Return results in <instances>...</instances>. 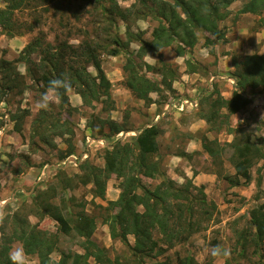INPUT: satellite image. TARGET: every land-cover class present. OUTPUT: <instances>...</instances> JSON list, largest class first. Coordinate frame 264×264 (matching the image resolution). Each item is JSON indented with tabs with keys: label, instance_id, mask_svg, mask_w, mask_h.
Here are the masks:
<instances>
[{
	"label": "trees",
	"instance_id": "1",
	"mask_svg": "<svg viewBox=\"0 0 264 264\" xmlns=\"http://www.w3.org/2000/svg\"><path fill=\"white\" fill-rule=\"evenodd\" d=\"M2 1L5 7L0 10L1 31L8 32L7 35L11 37L32 32L33 26H27L24 32H20L24 26L16 27L12 18L16 11L28 6L30 0ZM85 1L93 3L102 0ZM119 1L128 0H103L100 10L104 16V22L108 23L106 27L108 31L105 30L108 34L115 26L116 18L128 23L127 41H123L117 34L111 35L112 38L108 40H113L115 45L113 48L86 42L81 47L83 49L81 52L63 45L57 52L44 56L41 61L42 66L37 65L42 75L34 77V81L43 84L40 89L41 96L45 92H50L49 85L53 80L67 79L71 84L70 90L60 89L53 92L58 103H49L46 109H41L32 127L31 138L39 140L38 142L43 146L57 149L54 141L56 137L65 142L66 148L59 150L57 157L59 162H64L79 153L75 145L76 133L72 128L74 122L63 117L67 115L71 118L70 116L77 110L70 105L68 93L75 91L80 96L83 107L91 108L93 104L101 103L108 108L112 95V83L102 68L101 54L112 57L125 56L124 84L134 97L148 104L153 102L151 94H161L162 99H168L170 94L175 92L173 84L177 81L178 68L168 65L163 52L172 49L178 57H192V52L201 38L200 34L203 33L207 36L211 35L204 39L207 41V46L216 45L217 40L224 38V34L219 30L218 22L227 17V10L237 0H134L135 2L127 8H122ZM222 10L226 12L222 13ZM244 14L260 17L261 25L264 26V0H248L238 11V15ZM146 20L156 23L149 41L140 35L137 37L133 35L129 26V22ZM212 37L213 39H210ZM136 40L139 43V49L135 55L142 58L149 54L154 56L155 64L153 65L142 60L145 71L140 62L133 57L134 54L130 53V46ZM42 45L43 37L40 36L34 44L31 43L24 49L19 61L31 64L29 56ZM67 49H72L73 55H69ZM45 52L48 53L47 50ZM234 60L232 75L238 80V84L231 99H224L219 86L216 85L212 92L202 96L195 117L206 121L210 132L219 134L224 130L227 134L234 136L230 143L225 144L216 138L210 139L206 134L201 135L200 141L203 151L214 162H219L218 164L222 163L221 159L228 148L232 151L231 155L242 160L235 165L234 175H223L218 172V176L231 187H241L249 186L253 181L252 161L264 160V141L252 143L251 135L246 132L247 130L243 131L241 129L243 127L238 129L231 127L230 118L244 113L251 105L252 99L247 94L248 91H264V55L246 56L241 62ZM15 62L17 61L5 64L6 67L2 72L4 78H8L3 83L1 94L16 88L17 82L22 79L19 74L10 69ZM185 64L187 73L209 77V69L193 58L186 59ZM89 65L96 71L95 76L87 68ZM31 67L32 65L26 66L29 76H34L32 69L35 66ZM153 74L159 75L161 80L155 79ZM13 75L16 76L13 77ZM223 110L228 113H224ZM124 119L125 121L120 125L94 114L88 117L86 127L90 137L94 139L108 140L123 132L130 133L134 130L137 132L104 147L99 157L103 162L102 165H96L89 157L82 161L78 158L79 172L75 174V178L68 176L62 168H59L56 175L57 184L48 182L50 184L46 189H37L29 207L18 209L13 216L19 217V221L14 223L13 233L9 235L6 243L0 242V264H10L8 252L14 242H19L26 255L37 258L39 264H121L120 256L112 259L108 249L100 247L92 240L97 220L94 215L91 216L85 212L84 205L72 204V207L82 208L76 213L66 204L65 199H62L60 205L56 203L60 192L78 189L79 186L87 188L90 185L89 194L94 199L99 198L105 201L109 182L113 179L117 180L116 187L120 193L116 200L108 201L107 207L101 208L104 209L101 216L103 223L109 227L111 239L118 240L127 246L133 256L139 260L137 264H144L145 259L153 260L163 256L168 249L162 245L173 248L176 245L185 244L193 234L204 230L202 226L211 220L213 211L217 210L216 206L212 204L209 208L206 207L204 187L195 195L190 189L194 187L191 180L185 186L178 187L173 180L167 178L162 159H160V152L165 148L159 142L163 134L161 124L137 129L129 124L128 117ZM245 125L250 131L249 120ZM106 126L111 127L108 134L105 132ZM167 146L169 148L170 145ZM174 155L191 159L190 155L184 151H178ZM51 163L52 160H44L40 163V168ZM197 174L198 172H195L194 175ZM159 178L162 179L161 183L149 185L151 181L159 180ZM261 178L260 173L258 188L262 184ZM74 200L71 198L69 201L74 203ZM30 216L39 221L44 219L54 221L57 224V230L50 232L40 229L38 223H31ZM250 222L254 232L240 233L242 250L245 251L246 247L252 244L257 248L256 251H259L260 247L264 251V203L250 211ZM155 232L160 233L159 239H154ZM65 236L71 240L76 238L82 240L79 246L84 252L61 251L59 245L62 242L61 238ZM130 236L134 237L133 245L129 243ZM0 240L4 239L0 238ZM58 249L61 251L60 257L58 261H55L52 255ZM179 262L180 264L193 263L188 257Z\"/></svg>",
	"mask_w": 264,
	"mask_h": 264
},
{
	"label": "rangeland",
	"instance_id": "2",
	"mask_svg": "<svg viewBox=\"0 0 264 264\" xmlns=\"http://www.w3.org/2000/svg\"><path fill=\"white\" fill-rule=\"evenodd\" d=\"M248 0H237L227 10V17L223 22L219 21L218 25L227 32L231 28L234 32L238 22H241L243 15H238V11L244 6ZM122 8L130 7L135 1H119ZM101 2L88 3L85 0H30V4L20 11H16L13 15V24L23 25L24 28L20 32H24L27 26H33V31L29 33L17 34L15 37L7 35L8 32H2L0 28V91L3 89V83L8 78H4L2 72L6 67V62H15L11 66L12 72L19 74L20 79L18 86L13 90H7L5 94L0 93V242L8 240L9 235L14 231V223L19 221V217H13L18 209H27L31 204L32 197L37 193V189H46L50 183L57 184L56 175L58 169L62 168L68 176H73L78 173V158L80 161L89 157L96 165H102L103 162L99 159L104 147L112 145L119 139H125L136 134V130L130 134L123 132L120 137H114L107 141L103 138L94 139L90 137L86 123L90 115L100 116L101 118L112 120L120 125L128 117L127 121L133 127L141 129L149 125L161 124L163 134L159 138V142L165 148L160 152L162 165L167 173V178L173 180L178 187L185 186L191 180L193 188L191 191L196 195L203 188V193L207 199L206 207L209 208L214 204L216 206L213 211L211 220L205 223L202 227L204 230L195 233L185 244H179L173 248H167V245H162L168 251L163 256H158L153 260L145 259L144 264H180L179 260L188 257L191 258L192 264H264V251L260 247L257 248L250 244L245 251L242 250L240 233L254 232V228L250 222V211L256 206L264 203V160L258 162L252 161L253 166L251 173L253 181L249 186L231 187L226 181L218 175L236 173V164L242 160L235 155H231L232 151L228 148L225 155L222 157V163L214 162L210 156L199 151L201 144L200 137L206 134L210 139H218L222 144L232 141V136H229L224 130L219 134L210 132L206 121H199L195 114L198 112L199 94L212 92L214 87L219 86L218 81L226 84L224 90L231 91L232 88H237L238 80L233 77L234 70L229 68H220L219 54L222 53L226 39L221 44L217 43L214 46H207L205 37L211 36L208 34H200V40L192 57L186 56L184 61L193 58L197 63H200L212 70L208 78L197 76H182L186 72V67L181 59H178L172 49L165 50L164 57L168 65L178 68L177 83L174 82L173 88L175 92L171 93L168 99H162L161 94H151L152 104H148L143 100L137 99L125 87L123 70L126 64V58L123 55L117 57L101 54L102 68L112 83L111 99L108 102V108L101 103H95L91 108L83 107L80 96L71 91L68 93L70 105L77 110L69 118L63 115L64 119L68 118L74 122L72 128L75 130V145L79 149L77 156H73L64 162H59L57 157L59 150L65 149V142L59 138H55L57 149L48 148L40 144L37 139H32V127L34 120L38 117L41 110L37 106L42 89L41 82H35L34 77H41L38 67L42 66V58L48 56L49 53L57 52L61 46L66 45L74 48V51L81 52V48L86 42L98 43L103 46L113 48L115 45L111 39L112 36L118 35L123 41H127L128 23L116 18V22L110 29V34L106 31L108 23L104 22V16L101 12ZM173 4V2L171 1ZM109 6V5H108ZM5 4L0 0V10L4 9ZM226 11L222 10V13ZM246 23H242L241 32H245L247 28H258L261 26L260 17L256 16L255 24L252 20L245 19ZM155 22L133 21L129 22L131 32L136 37L142 36L145 40H151V34ZM14 26V27H15ZM13 27V28H14ZM235 27V28H234ZM253 27V28H252ZM106 28V29H104ZM16 29V28H14ZM112 35V36H111ZM241 33L237 30L232 35V39L240 40ZM40 36L43 37V45L39 47L34 54L29 56L31 64L19 61L24 49L29 44L33 43ZM211 39V38H210ZM72 49H67L69 55H73ZM139 49V43L136 40L130 46V53L134 54L137 62H140L144 69V61L149 64H155L154 56L151 54L145 55L143 58L135 55ZM48 51L46 53L45 51ZM44 52L46 54H44ZM239 52L232 51L229 53L230 58L238 57ZM134 58V59H135ZM144 59V61H142ZM217 61L218 63L216 64ZM236 61H239V57ZM219 64V66H218ZM32 65L34 76H29L27 67ZM39 65V66H37ZM31 67V68H32ZM41 68V67H40ZM92 75H96V71L89 65L87 67ZM174 69V68H172ZM219 72L215 73V72ZM149 73V72H148ZM223 73V75L221 74ZM16 75H13L15 77ZM158 81L161 80L159 75H152ZM212 78V79H211ZM8 81V80H7ZM21 83V84H20ZM20 84V85H19ZM22 85V86H21ZM264 93V91H257ZM50 97L49 103L57 104V98L53 92H48ZM207 95V94H206ZM201 96V97H202ZM191 98V99H190ZM261 99V98H260ZM194 100V104L190 102ZM254 104L253 107H248L236 121H233L235 128L243 127V131L250 133L253 124L258 125V117H263L264 110H258L262 103ZM197 105V106H196ZM196 110V111H193ZM260 113V114H259ZM239 119V120H238ZM249 120V127L245 125ZM185 123H184V122ZM254 127V128H255ZM111 127L106 126L105 132L110 133ZM134 133V134H133ZM198 138L195 140L194 138ZM104 140V141H103ZM193 140V141H191ZM36 142V144H33ZM108 143V145L106 144ZM167 145H170L169 148ZM197 147V148H196ZM197 149V150H196ZM178 151H184L190 155L191 159L181 158L174 155ZM71 159V160H70ZM44 160H52L44 168H40V163ZM198 172L197 175H194ZM262 175L260 181L261 187L258 188V177ZM76 181V180H75ZM50 182V183H48ZM162 182V179L151 181L149 184L157 185ZM117 180L113 179L109 182L107 190V198L105 201L96 198L94 199L89 194L91 187L68 190L60 192L56 203L60 205L62 199H65L66 204L72 207V204L84 205L85 212L88 215L95 216L97 226L93 235L95 241L100 247L108 249L112 259L121 257V264H137L139 262L133 256L132 251L120 241H114L110 237L109 227L103 223L104 213L102 207H107L108 201L117 199L120 191L116 187ZM197 189V190H196ZM37 190V191H36ZM61 190V188L59 189ZM74 198V203L69 200ZM70 207V208H71ZM81 207H72V211L76 213L81 211ZM203 211V210H201ZM15 218V219H14ZM15 222H14V221ZM32 224L38 223L40 229L55 232L57 224L49 219L39 221L37 218L30 216ZM253 228V229H252ZM154 239L161 237L160 233H153ZM62 241V242H61ZM59 245L60 250L64 253L79 252L81 249L80 239L71 240L69 237H62ZM129 243L134 244V237H129ZM22 246L19 242L12 243V247ZM221 247L227 250L226 255L213 256L211 250L216 247ZM59 249L52 255V259L59 260ZM263 257V258H262ZM26 264H39L35 257L26 255Z\"/></svg>",
	"mask_w": 264,
	"mask_h": 264
},
{
	"label": "crops",
	"instance_id": "3",
	"mask_svg": "<svg viewBox=\"0 0 264 264\" xmlns=\"http://www.w3.org/2000/svg\"><path fill=\"white\" fill-rule=\"evenodd\" d=\"M245 19L252 20V24L254 25L255 24L256 16L255 15H251V14H244L242 16L241 20H240L241 22H238L237 23L236 28L234 27L235 30H237V33H241L242 34V35H240L241 38H240L239 41L238 40L236 41V40L232 39V35L235 32V30H234V32H231L232 29L231 28H228L227 29V32L225 33V31L219 25V30L224 34V38L223 39H220V40H217V43L221 44L226 39L225 44H223L224 48L222 49L223 50L222 53L223 52L224 53L223 54H219V59H220V68L219 69H221V67H223V68H225V71L229 70V68H232L234 70L233 62L235 61L234 59H237L238 57H239V61H240L241 59H243L246 56H252V55H255V54L256 55H264V26H262L260 24L261 26H259L258 28H253L252 27L253 28L252 31H251V28H247L245 32H241V31H243V30H241L242 23H244V24L246 23ZM221 22H223V21H221ZM211 39H213V37ZM195 49L196 48H194V51H195ZM232 51H234V52L238 51L239 52L237 54L238 57L235 56L233 58V55H232L231 58H230L229 53H231ZM177 58L178 59H181L184 62V65L186 67L184 58L183 57H178V56H177ZM215 62H216V64L218 63L217 61H215ZM218 66H219V64H218ZM209 73H210L209 74V76H210L211 73H212V70H210ZM215 73L220 74L217 71ZM221 74L223 75V73H221ZM197 75H199V74L187 73L186 72L182 76H185V77H189L190 76L191 77V76H197ZM203 78H208L209 79V77H203ZM218 83H219V90H220V93H221L222 97L224 99H228V100L231 99V96H232L233 91H234V88H232L233 86H231V91L229 92V90H224V89L227 88L226 84L221 83V81H218ZM209 93L210 92H208V90H207V92L204 93V94H209ZM255 93L256 92H251V91H248V93H247L251 97V99H252V103H251V105L249 107H253L254 104H260L259 101H261V103L263 101L262 106L261 107H257V109L258 110H264V93H258V95H254ZM201 96H202V94H199V97H200L198 99L199 102H200V100L202 98ZM193 101L194 100H192L190 102V104L192 103V104L195 105V103ZM199 102H197L198 103V107H199ZM223 112L224 113H228L226 110H223ZM241 114L242 113H239V114H236L234 116H231V118H230V124H233V121L234 120L236 121L237 120L236 118H239V116ZM254 117H258V119H257L258 125H257V127H255L256 126V123H254L253 124V127L251 126L252 127V130H251V127H250L251 132H254V134L251 136V142L252 143H256L259 140L264 141V115H263V117L255 116L254 115ZM199 121L201 122V121H204V120H199ZM236 123H238V121H236ZM231 127L235 128L234 125H231ZM130 133H126V134H130ZM122 134L123 133H121L119 135H115V136L116 137H118V136L120 137V135H122ZM228 135L229 136H232L230 134H228ZM126 138H128V137H125V139ZM232 140H233V137H232ZM191 141H193V140H191ZM107 142H106V144L108 145ZM230 142L231 141H229L228 143H230ZM198 150L201 151V152H204L203 149H202L201 144H200V147H199ZM204 153L207 154L206 152H204ZM108 189H109V187H108ZM114 200H116V199H114Z\"/></svg>",
	"mask_w": 264,
	"mask_h": 264
},
{
	"label": "clouds",
	"instance_id": "4",
	"mask_svg": "<svg viewBox=\"0 0 264 264\" xmlns=\"http://www.w3.org/2000/svg\"><path fill=\"white\" fill-rule=\"evenodd\" d=\"M71 84L67 79L53 80L49 85V91L57 92L60 89L70 90ZM50 97L48 92L42 94L37 106L41 109H46L49 106ZM213 256L226 255L227 250L221 247H216L211 250ZM8 259L10 264H26V253L22 246H16L9 250Z\"/></svg>",
	"mask_w": 264,
	"mask_h": 264
}]
</instances>
